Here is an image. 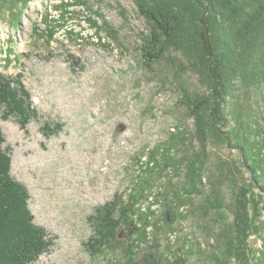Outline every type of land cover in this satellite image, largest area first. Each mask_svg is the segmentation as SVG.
<instances>
[{
    "label": "rangeland",
    "instance_id": "1",
    "mask_svg": "<svg viewBox=\"0 0 264 264\" xmlns=\"http://www.w3.org/2000/svg\"><path fill=\"white\" fill-rule=\"evenodd\" d=\"M21 9L19 22L15 14L0 11V74L23 82L38 117L24 129L15 118L0 116V126L11 149L13 175L30 190L36 222L56 236L40 263L111 264L112 254L92 255L85 245L92 234L89 216L115 194L149 179L154 193L179 194L184 204L168 226L162 221L164 231L176 230L169 234L170 244L187 242L192 264H213L209 253L222 217L207 201L210 183L187 195V167L178 170L160 157L169 166L167 172L152 175L145 168L149 154L153 149L164 153L172 133L187 129L191 139L180 140L173 157L186 152L192 159L204 156L206 174L222 177L224 193L248 183L252 172L238 150L212 137L205 143L197 138L195 121L181 102L175 71L167 62L156 64L154 71L142 65L139 48L147 24L135 3L30 0ZM185 77L192 90H202L194 73ZM47 121L62 124L57 135L43 133ZM160 199L152 208L163 216L167 201ZM250 245L257 250L261 241L252 235Z\"/></svg>",
    "mask_w": 264,
    "mask_h": 264
},
{
    "label": "trees",
    "instance_id": "2",
    "mask_svg": "<svg viewBox=\"0 0 264 264\" xmlns=\"http://www.w3.org/2000/svg\"><path fill=\"white\" fill-rule=\"evenodd\" d=\"M29 1L0 0V11L15 14L19 22L21 7ZM132 1L147 24L139 48L142 65L154 71L156 64L167 62L175 71L181 102L195 121L197 138L205 143L212 137L238 150L252 175L248 183L224 193L222 177L206 174L204 156L192 159L186 152L173 157L178 142L191 139L187 129L172 133L164 153L153 149L145 168L152 175L160 170L159 176H164L169 166L162 159L178 170L186 166L187 195L202 192L210 183L207 201L222 217L209 253L213 264H264V0ZM18 7L20 11L14 13ZM189 72L204 89H191L185 77ZM37 113L23 82L0 74L1 118H15L26 129ZM61 127L47 121L42 131L57 135ZM12 170L11 149L0 126V264H41L56 236L36 222L30 190ZM154 188L149 179L137 182L96 207L89 216L92 234L85 243L92 255L110 253L111 264H192L189 244L171 245L169 234L176 230L168 233L162 224L168 226L184 204L178 201L179 194L170 197L166 192L154 193ZM153 193L156 197L150 201ZM161 197L167 201L163 216L152 208ZM163 232L169 242L161 238ZM252 235L261 241L257 250L250 245Z\"/></svg>",
    "mask_w": 264,
    "mask_h": 264
}]
</instances>
